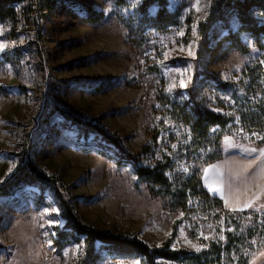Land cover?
<instances>
[{
  "label": "rangeland",
  "instance_id": "1",
  "mask_svg": "<svg viewBox=\"0 0 264 264\" xmlns=\"http://www.w3.org/2000/svg\"><path fill=\"white\" fill-rule=\"evenodd\" d=\"M211 1L169 0V7L179 11L178 22L165 31H146L140 43L129 37L125 22L140 0L61 2L47 18L31 24L24 22L18 5L17 24L0 22V183L22 164L23 142L33 135L29 156L65 183L69 193L64 198L83 223L138 235L154 247L171 237L174 249L202 258L160 259L171 264H248L264 252V195L253 207L229 211L199 196L152 193L131 163L118 161L113 143L99 133L80 131L63 115L92 121L128 150L149 146L139 164H164L174 181L203 172L225 136L260 148L264 39L259 47L243 33L247 51L224 41L215 54L200 56L198 26ZM82 2L102 10L104 19L88 21ZM229 23L237 29L235 18ZM226 33L217 27L214 42ZM196 69L229 83L226 89L213 81L200 83V106L233 117L224 129L213 126L202 140L177 111L188 98ZM63 211L51 188L25 185L1 196L0 264H76L84 236L61 248L54 241L65 226ZM96 264L142 261L101 250Z\"/></svg>",
  "mask_w": 264,
  "mask_h": 264
},
{
  "label": "trees",
  "instance_id": "2",
  "mask_svg": "<svg viewBox=\"0 0 264 264\" xmlns=\"http://www.w3.org/2000/svg\"><path fill=\"white\" fill-rule=\"evenodd\" d=\"M66 2L69 5H78L79 0H0V22L10 21L14 24L19 22L18 5L23 6V18L26 24H31L36 19L43 20L55 10L59 3ZM119 5L126 4V0H116ZM88 21L95 22L104 19V12L97 10L85 3H81ZM155 11L153 12V10ZM179 11L169 7V0H140L135 12L125 19L130 27L129 37L135 42H143L146 31L155 29L165 31L171 25L178 22ZM230 18L238 22L237 29H232ZM217 27L227 30L222 39L214 42L213 34ZM199 53L215 54L227 41L231 47L240 51L248 48L242 40V34H249L259 47H263L264 39V0H212L207 17L199 23ZM174 62L177 59L173 60ZM250 74V73H248ZM213 81L222 89L229 86L228 82L221 83L215 74H208L199 69L195 70L191 86L187 88L188 98L177 104L178 115L192 125V130L197 139L209 136L210 129L217 125L221 129L226 128L233 120L232 116L217 113L200 106L197 91L200 83ZM66 120L76 124L78 129L84 133L96 132L103 138L113 143L117 149L118 161L122 164L131 163L138 178L148 184L150 192H171L179 196H199L203 199L218 203L223 208L221 200L211 195L203 186L202 171L198 170L194 175L179 179H170L166 174L167 168L164 164L155 166H144L139 164L142 156L146 155L149 146L141 147L135 151L126 149L120 144L115 135L92 121H85L71 114L63 112ZM264 116V115H263ZM262 116L258 119L262 120ZM223 135H219V140ZM33 135L23 142L26 154L22 164L11 173V175L0 183V197L10 194L25 185L39 186L41 189L51 188L53 193L60 199L64 206L65 226L57 230L54 240L59 248L64 247L73 240H79L84 236L82 252L79 254L76 264H96L101 258V250L113 255L138 256L142 264H171L160 259L175 262L201 261V257L192 251L172 247V238L169 237L161 246L154 247L138 235L127 236L99 229L93 225L83 223L76 213L74 206L64 198L69 192L65 183L58 177L47 174L41 170L28 153V147L33 142ZM258 146L264 145V137L257 142ZM222 150L220 143L216 155L207 160L206 165L220 159ZM213 247L218 245L212 244Z\"/></svg>",
  "mask_w": 264,
  "mask_h": 264
},
{
  "label": "bare ground",
  "instance_id": "3",
  "mask_svg": "<svg viewBox=\"0 0 264 264\" xmlns=\"http://www.w3.org/2000/svg\"><path fill=\"white\" fill-rule=\"evenodd\" d=\"M235 149L238 150L237 154L226 157L227 186L231 185V191L226 192V201L230 205L240 206L249 199L253 189L256 190L264 185V153L259 149L253 152L245 151L252 149L248 146L237 148L233 143L228 144V151ZM249 189L252 191H248ZM243 191L247 192L243 193Z\"/></svg>",
  "mask_w": 264,
  "mask_h": 264
},
{
  "label": "crops",
  "instance_id": "4",
  "mask_svg": "<svg viewBox=\"0 0 264 264\" xmlns=\"http://www.w3.org/2000/svg\"><path fill=\"white\" fill-rule=\"evenodd\" d=\"M221 143H222L221 144V147H222L221 148V150H222L221 158L205 165V167L203 169V172H202L203 186L211 195L218 197L221 200L223 207L229 211H240L239 209L246 210L249 208V207H245V205L248 203H251V205L253 207L255 205V203L258 201V199L264 195V185L262 187L256 189V190L253 189V193L251 194L249 199L240 206L230 205L226 201L227 181H228L227 172H226L227 171L226 157L228 155L238 153V150H236V149L233 151H228L227 146H228V144L233 143L235 145V147H237V148H239L240 146H248L252 149H256V150L259 149L264 153V145L261 146L260 148H257L255 146H251L248 144L238 143L233 136L223 137ZM217 172L222 173L223 176L221 177L220 175H217L216 174ZM215 179H218V180H215ZM210 189H215V191L210 190ZM248 191H252V189H249ZM245 192H247V191H243V193H245ZM248 264H264V252L257 255Z\"/></svg>",
  "mask_w": 264,
  "mask_h": 264
},
{
  "label": "snow or ice",
  "instance_id": "5",
  "mask_svg": "<svg viewBox=\"0 0 264 264\" xmlns=\"http://www.w3.org/2000/svg\"><path fill=\"white\" fill-rule=\"evenodd\" d=\"M3 47H4L3 45H0V49H2ZM261 63H264V61H261ZM173 147H176V146L173 145ZM245 151L253 152V151H256V149H245ZM185 171H186V169H185ZM217 175H220L221 177L223 176V174L219 173V172H217ZM210 190L215 191V189H210ZM227 190L231 191V185L230 184L227 186ZM245 207H249L250 208V207H252V205H251V203H248V204L245 205ZM239 210L242 211L243 209H239Z\"/></svg>",
  "mask_w": 264,
  "mask_h": 264
}]
</instances>
